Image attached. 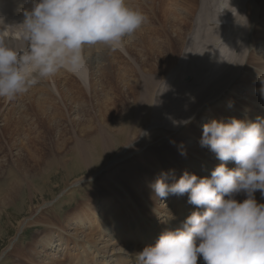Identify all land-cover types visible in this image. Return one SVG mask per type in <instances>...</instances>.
<instances>
[{"label":"bare ground","instance_id":"6f19581e","mask_svg":"<svg viewBox=\"0 0 264 264\" xmlns=\"http://www.w3.org/2000/svg\"><path fill=\"white\" fill-rule=\"evenodd\" d=\"M5 1H10L8 10L12 18L18 15V12L21 11L20 15H22L25 9L32 7L30 0H0V10L5 6ZM145 2H148L146 8L138 7L137 1L127 4L142 11L147 19L150 7L155 17H159V21L161 16L165 30L169 24L168 30H172L174 35L177 34L175 40L181 42V48H177L180 45H177L173 39L170 40L169 36H159L155 26L147 19L140 29L126 37L120 45L126 48L127 55L130 54V50L131 52L136 50L137 56L140 57H146L147 54L152 58L158 56L165 59L164 68L167 66V75L166 72L162 73L165 69L155 72L145 71L140 66L136 67L120 52L110 46L98 44L87 47L83 52L86 56L84 63L89 62L87 68V65L83 64V67L75 72L64 69L55 76L40 80L29 91L15 98L0 97V122H4L2 128L7 146L13 150L14 144L18 143V147L20 146L27 154V159L16 157L17 159L12 158L16 160H11V154L10 156L4 154L7 147L0 145V155H3L0 156V219L2 213L14 206L20 196L24 195L27 187L30 186L29 190L32 194L34 185L31 183L36 179L34 176H37L32 172L36 170L35 168L42 165L46 169L55 168L54 170L59 167L67 168L69 160L63 162L57 159L59 157L57 155L67 151V144L71 143L70 145L75 146L63 155L67 156L71 153V161L80 162V167L88 169L89 176L86 178L91 176L90 178L93 179L99 175V172L95 171L100 166L101 168L106 166L105 169L120 166L122 160L125 162L127 159L125 157L134 152H141V156L135 155L134 159L143 168L149 169L148 171L136 169L133 174L126 175L106 174L107 178L100 180V183L104 191L107 188L113 198L112 201L110 196L98 199V191L95 190L97 189L95 186L99 184L97 182L86 186L92 188L93 193L90 189L91 192L87 191L80 200L82 203L80 204L79 200L77 203L72 191L77 184L83 183L81 179L77 180L72 187L66 188L67 192L63 194L71 195L75 203L74 209L63 215V221L58 216L59 220L57 218L55 220L48 215L54 210V207L49 208L53 205L49 202L36 208H33V205L28 206L27 214H30L24 215L20 220V217L18 218L19 229L16 230L20 232L24 227L34 226L41 227V230L35 234L29 246L22 245L20 248L18 246L19 250L12 248L11 256L19 257L18 264H94L93 260L98 264H123L122 260H119V255L126 256L128 253L134 254L139 251L127 244L123 237L124 230H127L124 222L130 223V218L136 217V212L133 210L128 213L125 219L117 217L122 209H117L120 205L114 197L119 200L123 193L129 197L131 189L135 186L140 189V182L144 180L142 187L146 185L148 196L156 201L150 185L161 172L169 171L165 167V170L162 169L159 157L151 156V152L146 156L142 154L143 143L146 147L150 141H157L158 138L166 136H169V139L171 136L174 138L177 134H185L189 136L186 140L194 142L195 136H190L191 133L186 134L191 122L185 123V121L191 120L192 116L196 120L201 115L213 120L223 115V111H232L233 109L227 106L230 101L240 100L235 97L241 92L238 88L240 83H246L252 77L258 80L264 78L262 77L264 71L259 73V68L257 72L255 71L260 63L264 70V22L256 27V22L264 17V0H144ZM189 22L196 24L197 27L188 28ZM186 28L189 30L186 31ZM252 51L258 56L251 53ZM133 56L129 58L132 60ZM248 59L252 61L248 62ZM246 64L251 66L248 67V75H245ZM140 70L143 71L141 74L148 76L147 79L140 76ZM89 72L92 76L90 75V88L86 90L82 84L87 85L83 81L87 80ZM120 85H123L127 91L123 92ZM170 90L178 91L181 95L186 94L185 97L190 96L189 98L193 100V108L198 107L194 109L195 113L183 111L184 114L180 116L181 108L175 110L173 108L171 114L167 112L169 110L167 108L176 106L172 102L166 107V112H163L164 109H160L159 106L166 100L165 96ZM206 105L212 110L205 108L206 112L202 110L198 112L200 107ZM237 107L241 109L240 104H237ZM176 109L180 112L176 113ZM67 124L71 127L69 131H72L73 138L70 136L71 133L70 138H67ZM156 131L159 137L152 138V134ZM47 133L49 135L55 133L59 138L55 143L57 158L52 156L47 159L48 157L43 155L47 147L45 146ZM186 144L179 142L181 149L187 154L186 156H189L187 166L190 168L204 157H201L202 150H199L197 142L192 150H188L189 146L186 147ZM21 153L19 152L18 156ZM51 154L53 155V152ZM151 166L156 167L159 175L153 176L150 171ZM142 170L145 171L141 172ZM4 172L8 174L3 176ZM116 175L119 178H116ZM255 195L258 202L264 203V198L259 192ZM151 198L148 199L152 201ZM244 198H246L244 194L237 197L241 201ZM144 201L147 204V201ZM121 202L125 204L124 201ZM131 205H135V202ZM11 244L15 246V241ZM27 247L28 251H24ZM98 254H101V257H95Z\"/></svg>","mask_w":264,"mask_h":264},{"label":"clouds","instance_id":"9594fccd","mask_svg":"<svg viewBox=\"0 0 264 264\" xmlns=\"http://www.w3.org/2000/svg\"><path fill=\"white\" fill-rule=\"evenodd\" d=\"M30 2L21 23L0 26L2 98L26 93L61 70L78 71L87 47L115 48L146 21L126 0ZM260 83L264 98V80ZM200 144L222 162L210 177L184 171L177 179L161 172L150 185L157 198L187 194L198 210L161 233L155 245L134 253L137 264H198L200 257L205 264H264V203L255 195L264 198V119H213L203 125ZM229 161L236 167L229 168Z\"/></svg>","mask_w":264,"mask_h":264},{"label":"rangeland","instance_id":"374dc122","mask_svg":"<svg viewBox=\"0 0 264 264\" xmlns=\"http://www.w3.org/2000/svg\"><path fill=\"white\" fill-rule=\"evenodd\" d=\"M148 3V2H147ZM143 4H141V6H142ZM1 11V10H0ZM149 14V15H148ZM147 14V17H148V21H150L151 23H152V25L153 26H155V28L157 29V32H158V34H159V36L161 35H167V36H169V39L171 40V39H173L174 41H176V44L178 45H180L181 44V42L179 41V40H175L176 38H177V34L176 35H174L173 34V32H172V30L171 31H169L168 29L169 28H167V26L169 25H167L166 26V30H167V32H165L166 30H165V28H164V24L161 22L162 21V19H161V16H160V14H158L159 16H160V21H159V17L157 18V17H155L154 16V12L152 11L151 12V14H150V12ZM8 17H9V15L11 16V12H10V10H8L7 11V14H6ZM146 15V14H145ZM155 17V18H154ZM152 20H153V22H152ZM170 21H171V19H170ZM193 21V20H192ZM262 22H264V17H261V19L258 21V22H256V27H257V25L258 24H261ZM157 23H158V25H157ZM189 24V26H187L188 28L191 26L192 28H196L197 27V25L196 24H192L191 22H189L188 23ZM158 27V28H157ZM161 27V28H160ZM159 30H160V32H159ZM162 30V31H161ZM189 30V29H188ZM187 30V28H186V31H188ZM212 33H214V32H212ZM188 39V38H187ZM194 41V40H193ZM246 41V40H245ZM188 42V41H187ZM194 43V42H193ZM200 42H198V44H199ZM183 44V43H182ZM112 48V47H111ZM111 48H108L107 47V49H111ZM140 48V47H139ZM177 48H181V45L179 46V47H177ZM114 50H116V51H118V52H120L121 53V55L122 56H124V58L125 59H127V60H129V61H131V62H133V64H135V66L136 67H139L140 66V68L141 69H143V70H154L155 72L156 71H159V70H161V69H165V70H163V72L162 73H164V72H166V75H167V72H168V70L166 69L167 68V66H165V68H164V60L165 59H163V58H158V56H153V58L151 57V56H148L147 54H146V57H140V56H137L138 54L136 53L137 51L136 50H132V52H131V50H130V54L129 55H127V53H126V48L124 47V46H122V45H119V46H117V47H115V48H113ZM141 49V48H140ZM178 50V52H179V49H177ZM143 51H145V53H147V51L146 50H144L143 49ZM133 54H134V56H133ZM133 56V58H132V60L129 58L130 56ZM83 57H84V62H85V58H86V56L85 55H83ZM98 58H100V57H98ZM110 60V59H109ZM138 62V64H137V62ZM156 61V62H155ZM88 64H89V62L88 63H84V65L86 66V68L88 67ZM150 64V65H149ZM84 66V67H85ZM88 72V71H87ZM139 73H140V76L143 78V79H147L148 78V76H145V75H143V74H141V73H143V71L142 70H140L139 71ZM148 72H146V74H147ZM159 73V72H158ZM161 74V73H160ZM159 74V75H160ZM91 72H89L88 74H87V80H85V81H83V82H86L87 83V85H85V84H82L85 88H86V90H88L89 88H90V86H89V84H90V82H91ZM156 76H158L157 74H156ZM90 78V79H89ZM142 78H141V80H142ZM97 80V79H96ZM120 89L123 91V92H126L127 91V89L126 88H124L123 87V85H120ZM89 92V91H88ZM169 94H167V96H165L166 98V100H164L163 102H162V104H161V106H159L160 107V109H164V111L163 112H166V107H168V105L172 102L174 105H176V106H173V107H169V108H167V109H169V110H167V112H169V113H171L172 114V109L173 110H175V108H181V110L180 111H182V112H180L178 109H176L177 111H176V113L178 112H180V113H182V114H180V116H182L183 114H184V112H186V113H188L189 111H193V113H195L194 112V109H196V108H198V107H194L193 108V106H194V104H193V100H191L189 97H185L186 96V94H184L183 95V93H182V95H181V93L180 92H178V91H176V92H174V90H170V91H167ZM174 92V94H172V93ZM172 95H171V94ZM185 93V92H184ZM178 94V95H177ZM174 95V96H173ZM180 97L182 98V99H180ZM89 98H91L90 96H89ZM179 98V99H178ZM187 98H189V100H187ZM174 99H175V102H173L174 101ZM218 99V97L216 98V100ZM182 103H180L179 101ZM216 100H214V101H216ZM170 101V102H169ZM187 101H190V103L189 102H187ZM213 101V102H214ZM133 102V101H132ZM183 102H184V104H186V105H184L183 104ZM186 102V103H185ZM187 103H188V106H187ZM212 103V102H211ZM192 104V105H191ZM210 104V103H209ZM163 105V106H162ZM189 105H190V107H189ZM208 105V104H207ZM207 105L206 106H204L203 108H201L200 107V109H199V111L198 112H201V110H202V112H204L205 111V108H208L207 107ZM165 107V108H164ZM191 108H193L192 110H191ZM185 109V110H184ZM212 109V108H211ZM4 110V108L2 109V111ZM2 111H1V113H2ZM184 111V112H183ZM173 112H175V111H173ZM190 112V113H191ZM179 116V117H180ZM196 117H197V115H196ZM195 117V118H196ZM199 118H202V119H199V121L196 119H194V116H192L191 117V124L189 125V130L187 131V133L186 134H188V133H191V135L190 136H195V134H196V132H198L197 130H199V136H201L202 135V131L203 130H200V128H203L202 127V125H200L199 124V122H201V121H203V123L204 124H206V123H208V122H206L207 121V119H208V116H203V115H201ZM177 119V118H176ZM193 119V120H192ZM3 124H4V122L3 123H1L0 122V145L1 146H3V147H7V148H5V153L4 154H8L9 156H10V154H11V157H10V159L11 160H16L18 157L19 158H21V159H23V157H24V159H27V154L25 153V152H23L24 150L19 146L18 147V143L17 144H14L15 146H13L14 147V149L12 150V149H10V147H8L7 146V142H6V140L4 139V135H3ZM197 124V125H196ZM203 124V125H204ZM67 133L66 134H68L67 135V138L69 137V134L71 133V138H73V135H72V131H69V127H70V125L69 124H67ZM200 127V128H199ZM2 129V130H1ZM70 129H71V127H70ZM23 130H27L26 128L24 129L23 128ZM22 130V131H23ZM47 130V129H46ZM159 131V130H158ZM47 132V131H46ZM45 132V133H46ZM159 133H161V132H159ZM2 134V135H1ZM23 134H24V132H23ZM48 134V133H47ZM162 134V133H161ZM158 134H157V131H156V133L154 132L153 134H152V138H155V137H159V135L157 136ZM1 136H2V138H1ZM46 136V135H45ZM48 136V139H46L47 141H46V143H45V146H47V147H49V148H47L46 147V150H45V152L43 153V155H45L44 157H48L47 159H50V158H52V156L53 157H55L56 156V154H58V152H57V149L55 150V148H56V146H55V143H56V141H59V138H57V134L55 135V133H54V135H53V133H50V135L48 134L47 135ZM171 136V135H170ZM198 136V137H199ZM58 139V140H56V138ZM187 137H189V136H186L185 134H177V136H174V138H173V136H171L170 137V139H169V136H166V137H163V138H158L157 139V141H150L149 142V146L147 145L146 147H145V143H143V148L142 149H144V150H142V154L144 153L145 154V156L146 155H148L150 152L152 153V155L151 156H157V157H159L158 158V160L160 161V164L162 165V169L163 170H165V168L166 169H169V166H168V164H173V163H171V162H173L174 161V159H175V157H173V156H176V157H179V158H181L182 159V156H186L187 154H184V155H182L181 153L183 152V153H185L182 149H181V147H180V145H179V142L180 143H187L186 144V147H188L187 149L188 150H192L193 148H195V145H196V143L195 142H193V141H191V140H186V138ZM70 138V137H69ZM166 138V139H165ZM195 138V137H194ZM173 139V140H172ZM178 139V140H177ZM49 140V141H48ZM159 140V141H158ZM168 140V141H167ZM170 140H172L171 142H169ZM51 143V144H50ZM138 143H139V141H138ZM195 143V144H194ZM51 146V148L53 149V151H51L50 150V146ZM71 144V143H70ZM70 144H67L68 145V149H67V151L71 148V147H74L75 145L73 144V146L72 145H70ZM192 144V145H191ZM17 148V149H16ZM8 149V150H7ZM122 148H120V150H121ZM187 149H185V150H187ZM11 150V151H10ZM49 150H50V152H49ZM119 150V151H120ZM21 151H22V153H21ZM44 151V150H43ZM42 151V152H43ZM67 151H65V152H63V153H66ZM10 152V153H9ZM17 152V153H16ZM21 153V154H19V156H18V153ZM53 152V155L51 154ZM71 152V151H70ZM149 152V153H148ZM48 153V154H47ZM63 153H61V155L59 154V155H57V156H59L58 158H57V156H56V158L57 159H59V160H61V161H63L64 162V160H69V161H71V156H72V154L71 153H69L67 156H66V154H64L63 155ZM26 154V155H25ZM51 154V155H50ZM55 154V155H54ZM141 154V152H134L132 155H130V156H128V157H125V159H126V164H124L125 162H124V160H122V162L123 163H121L120 164V166H114L113 168H107V169H105L104 167H106V166H104V167H102L101 168V166L97 169V171H95V172H99L98 174L99 175H97L95 178H93V179H91L90 177L89 178H86V176H89V174H88V169H85V167H80V162H74V160L73 161H71L70 163H69V161H68V165H67V168L66 169H64L63 167L61 168V167H59V169H56V170H54V169H51V168H47L46 169V167L45 166H41V167H39V168H35L36 170L34 171H32L33 172V174L34 175H37L36 177L34 176V178H36L35 180H33L32 181V185H34L33 187V191H32V194H31V190H29L30 189V186L29 187H27L25 190V193H24V195H22V196H20V198L17 200L18 201V203H17V201H16V203L14 204V206H12V207H10V208H8L7 210H5L4 211V213H2V217H1V219H0V264H18L20 261H19V257H17V256H11V254L13 253V251H11L12 250V248H13V250H19V248H20V246H22V245H26V246H29V242L31 243L32 241H33V239L35 238V234L37 233H39V230H41V227H37V226H34L33 228H29V227H24V229H20V232H18L16 229H19L18 227V221L24 216V215H26V216H28L29 214H27L28 213V209H29V207L30 206H32L33 205V208H36V207H38V206H42V205H44L45 203H47L48 204V202L49 203H51V204H53V205H50L51 207H49L50 209H53V207H54V210L52 211V213H49L48 215L51 217V218H53V219H55V220H57L58 219V217L59 218H62L61 220L63 221V215H65L66 214V212H68V211H70V210H73L74 209V206H75V203L73 202V199H72V196L71 195H67V194H65V195H63L64 193H66L67 192V190H66V188H68V187H72L73 185L72 184H75L76 182H77V180L79 181L80 179L83 181V183H81V184H77V187H75V190L74 191H72L73 192V195H74V198H75V200H76V202L78 203V201L77 200H79V203L81 202L80 200H82V198H83V195L85 196V193H87V191H89L88 193H90L91 191H90V189L92 190V193H93V189L92 188H88V187H86V186H89V185H91V184H93V183H99L98 185H96L95 186V188L97 187V189H95L96 191H98V199H101V198H106V197H108V196H110L111 197V201H112V196L111 195H109V193H108V190H107V188H106V190L104 191V188H102L101 187V183H100V180H104V179H106L107 178V176H106V174L107 175H113V173L114 174H117V173H119L120 175H126L127 173H130V174H133V172L136 170V169H146L147 171L149 170L148 168H143L142 166H141V164H139V163H137L136 161H135V159H134V157H135V155H139V156H141L140 155ZM22 155V156H21ZM49 155V156H48ZM0 156H2L3 157V155H0ZM13 156V157H12ZM17 157V158H16ZM26 157V158H25ZM50 157V158H49ZM110 157V156H109ZM129 157H130V159H129ZM188 158H189V156H187ZM12 158H16V159H12ZM151 158H153V157H151ZM45 159V158H44ZM109 159V158H108ZM131 160V161H130ZM131 162V163H130ZM188 159H187V161L185 162V168H188ZM44 164H45V162H43ZM105 163V162H104ZM164 163H168V164H166V165H164ZM191 163V162H190ZM126 165V166H124V165ZM79 167H78V166ZM82 165V164H81ZM102 165V164H101ZM106 165V164H105ZM179 165H180V163H179ZM123 166V167H122ZM119 167H120V169H119ZM132 167V168H131ZM165 167V168H164ZM104 168V169H103ZM117 168H118V171H117ZM38 169V170H37ZM106 170V171H105ZM114 171V172H113ZM145 170H142L141 172H144ZM150 171H152L151 173H153L154 175L153 176H157V175H159V173L157 172V169H156V167H153V166H151V170ZM95 172H93V173H95ZM168 172H170V171H168ZM92 173V174H93ZM174 175H176V174H179V171H177V170H174ZM8 173H6V172H4V175L3 176H6ZM139 174V173H138ZM8 177V176H7ZM116 178H119V177H117V175L115 176ZM11 178V177H10ZM175 178H177V177H175ZM91 181H90V180ZM95 179V180H94ZM178 179V178H177ZM6 180H8L7 178H6ZM94 180V181H93ZM116 180H118V179H116ZM86 181V182H85ZM144 181V180H143ZM143 181H141L140 182V189H138L136 186H135V188L134 189H131V195L128 197L127 195H126V193H123L121 196H120V199L119 200H117L115 197H114V199L116 200V202H118L119 203V205H120V207H118L117 209H122L121 210V212L119 213V214H117L116 216L117 217H119V218H123V219H125L126 218V215L128 214V213H130V212H132L133 210H135V212L138 210V209H143L144 207H145V201L144 200H147L148 198H151V197H149L148 196V187H146V185H143V187H142V184H143ZM86 183V184H85ZM5 184V183H4ZM4 184H2V186H4ZM27 186H28V183L26 184ZM68 185V186H67ZM80 185V186H79ZM112 185V184H111ZM67 186V187H66ZM80 187V188H79ZM113 187V186H112ZM0 188H1V186H0ZM85 191V192H84ZM106 192V193H105ZM91 193V194H92ZM105 193V194H104ZM142 194H143V196H142ZM63 195V196H62ZM22 197V198H21ZM67 199V200H66ZM71 200V201H70ZM151 200H152V198H151ZM121 201H124L125 202V204H122V202ZM154 200H152V202H153ZM23 202V203H22ZM132 202H135V205H131V203ZM139 202H141V205H139ZM156 204L158 203V202H156V201H154ZM82 203V202H81ZM80 203V204H81ZM111 203H113V202H111ZM18 206H17V205ZM20 204V205H19ZM24 204V205H23ZM61 204V205H60ZM126 204H128L129 206H127ZM29 206V207H28ZM58 206V207H57ZM60 206V207H59ZM17 207V208H16ZM49 208H48V210H49ZM58 208H59V210H58ZM11 210V211H10ZM55 210H56V213H55ZM59 211V212H58ZM58 213V214H57ZM47 215V216H48ZM136 215H138V213L136 212ZM48 216V217H49ZM58 216V217H57ZM20 217V218H19ZM18 218H19V220H18ZM57 218V219H56ZM59 220V219H58ZM37 230V231H36ZM42 232V231H41ZM13 241H15V246H11L12 244L11 243H13ZM11 244V245H10ZM10 245V246H9ZM9 246V247H8ZM19 246V248H17ZM25 247V246H24ZM136 248V247H135ZM11 251V252H10ZM24 251H28V247L26 248V250H24ZM30 253H28V255H29ZM10 255V256H9ZM45 255V254H44ZM125 255V254H124ZM30 256V255H29ZM95 257H101V254H98V255H95ZM121 257H123V255L122 256H120L119 255V260H120V258ZM47 258H49V256H47ZM13 261H14V263H13ZM18 261V262H17ZM94 261V263H96V264H98L97 263V261H95V260H93Z\"/></svg>","mask_w":264,"mask_h":264}]
</instances>
